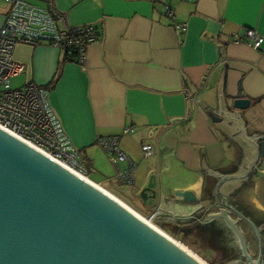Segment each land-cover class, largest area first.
<instances>
[{"label":"crops","instance_id":"0c3cea01","mask_svg":"<svg viewBox=\"0 0 264 264\" xmlns=\"http://www.w3.org/2000/svg\"><path fill=\"white\" fill-rule=\"evenodd\" d=\"M28 1L49 5V0ZM168 2L175 17L165 13ZM54 3L64 14L61 27L93 23L99 30L100 38L87 48L85 67L77 56L49 43L19 46L16 58L27 66L21 74L25 84L34 81L49 87L52 107L89 164V179L146 216L155 211L151 207L145 213L117 192V170L99 145L100 136H120L121 148L138 164L133 190H141L155 174L158 185L164 183L169 191L193 189L200 195L210 180L218 181V175L203 170L202 152L213 170L232 173L237 165L246 167L239 163L243 147L215 125L224 116L213 121L197 100L217 105L225 63L226 103L238 96L250 98L249 108L236 111L246 120L248 134L264 133V46L230 41L248 28L264 36V0ZM8 9L9 4L0 0V29ZM177 22L187 23L181 34ZM126 127L133 131L125 133ZM145 143L153 145L149 157L143 154ZM126 167L122 162L121 168ZM249 177L254 186L245 192L246 198L264 213V159ZM260 233L264 241V228Z\"/></svg>","mask_w":264,"mask_h":264},{"label":"water","instance_id":"95a60500","mask_svg":"<svg viewBox=\"0 0 264 264\" xmlns=\"http://www.w3.org/2000/svg\"><path fill=\"white\" fill-rule=\"evenodd\" d=\"M225 69L224 63L218 79L217 105L197 101L213 121L223 120L224 116L215 125L243 147L239 163L246 167L237 165L232 173L210 168L202 152L203 170L218 175V188L221 186L227 194L260 167L264 159V133L248 134L246 120L241 111H236L249 108L250 98L238 96L231 104L226 103ZM259 138L262 139L257 143ZM139 196L155 210L149 215L151 219L166 215L173 221L191 219L204 203L193 189L172 192L164 183L158 185L155 174ZM224 199L229 201L227 196ZM173 205L194 209L189 214H177L171 209ZM227 206L231 207L229 202ZM130 207L104 187L0 126V264H201L142 218L140 211ZM214 207L219 206L210 208ZM241 215L233 219L230 210L221 207L209 212L205 220H223L236 234L247 264H264L259 231L264 228V221L258 228ZM243 219L252 225L258 237V258L251 253L239 226Z\"/></svg>","mask_w":264,"mask_h":264},{"label":"built area","instance_id":"2783aa9c","mask_svg":"<svg viewBox=\"0 0 264 264\" xmlns=\"http://www.w3.org/2000/svg\"><path fill=\"white\" fill-rule=\"evenodd\" d=\"M5 1L9 4V9L0 29V126L50 154L55 160L88 176L89 167L82 153L74 146L50 103L49 87L28 81L24 86L13 88L11 79L20 76L27 69L26 64L16 58L19 46L34 47L49 43L77 56V61L85 67L87 48L100 38L99 30L93 23L61 27L59 21L64 14L57 8L54 0H49L47 7L28 0ZM165 13L175 17V10L170 2L165 5ZM186 28L187 23H176L177 33L181 34ZM230 41L248 43L257 49L264 46V36L252 28L237 32ZM130 131L133 129L126 127L125 133ZM97 140L116 167L120 183L134 185L138 164L121 148L120 136H100ZM142 150L145 157L154 152L151 143L143 144ZM122 162L127 163L125 169L121 168Z\"/></svg>","mask_w":264,"mask_h":264},{"label":"flooded vegetation","instance_id":"af4514ba","mask_svg":"<svg viewBox=\"0 0 264 264\" xmlns=\"http://www.w3.org/2000/svg\"><path fill=\"white\" fill-rule=\"evenodd\" d=\"M250 178L251 177H248V179L245 180L243 179L241 184L227 194L224 193L225 191L222 190L221 186L218 188V184L221 182L220 180H210L207 187L204 188L200 194L204 201L203 206L201 209L194 212V217L186 220L183 219V221H173L169 215H166L163 217L165 220L163 222L164 227L174 231L179 230L183 235L186 234L189 238L193 237L196 241H207L211 243L212 245H210V247L213 249L214 253L218 254L219 258L221 257V259H224L221 260V262H224L223 264H247V260L243 257L237 244V236L233 230L221 219H216L211 222H206L205 219L209 212L219 211V208L223 207L224 209L230 210L233 219L240 217V214H242L241 218L248 217L259 228V224L264 220H260L264 213L245 197V192L254 186V182ZM224 196L228 197V202L231 207L227 206L228 202L225 201ZM215 205H218L219 207L210 208ZM151 214L152 213H150V215ZM158 218L160 217L154 219ZM239 226L244 232L251 253L255 255V258H258L261 247L252 225L243 219L239 222ZM248 229L250 230L249 236L246 234ZM259 231L261 232L260 229ZM262 245L264 259L263 241ZM221 262L217 264H221Z\"/></svg>","mask_w":264,"mask_h":264},{"label":"rangeland","instance_id":"374dc122","mask_svg":"<svg viewBox=\"0 0 264 264\" xmlns=\"http://www.w3.org/2000/svg\"><path fill=\"white\" fill-rule=\"evenodd\" d=\"M25 82L26 80H25L24 75H20V76H17L11 79V85L13 88H19L20 86H23ZM112 171H115V169L112 168ZM89 176L95 179L98 178L97 176H94L92 172L89 173ZM113 186L117 189V192H119V194L123 195L133 205L137 206L143 212L149 213L151 206L145 205L144 203L141 202L142 200L139 196V193L141 192L142 189L140 190V187L136 186L133 190V188L130 187V185L121 184L117 179L116 172L113 175ZM245 197H246V194H245ZM147 217H149V215ZM153 221L156 224H158L161 228H163L165 231H167L170 235L182 241L192 251L200 254V256L205 258L210 264H217L221 262V260H224V259H221V257L219 258L218 254L214 253L213 249H211L210 247V245H212L211 243L207 241H204V242L196 241L195 238L193 237L189 238L187 237L186 234L183 235V233L181 231L179 232V230L174 231L172 229L165 228L163 224L165 220L161 217L158 219H154ZM249 231H250L249 229L246 231V234L248 236H249ZM222 263L224 262H221V264Z\"/></svg>","mask_w":264,"mask_h":264},{"label":"bare ground","instance_id":"6f19581e","mask_svg":"<svg viewBox=\"0 0 264 264\" xmlns=\"http://www.w3.org/2000/svg\"><path fill=\"white\" fill-rule=\"evenodd\" d=\"M28 143V142H27ZM30 144V143H29ZM32 145V144H30ZM33 146V145H32ZM35 147V146H34ZM38 149V148H37ZM51 157L50 154H47ZM58 161V160H57ZM60 162V161H59ZM62 163V162H61ZM64 164V163H63ZM66 167L70 168L69 166H67L66 164H64ZM76 172H78V174L82 175L84 178L88 179L87 177L84 176V174L77 170H75L74 168H70ZM110 194H113L110 192ZM115 195V194H113ZM115 197H117L120 201H122L123 203H125L123 200H121L118 196L115 195ZM126 204V203H125ZM128 205V204H126ZM128 207H130L128 205ZM130 209L133 210V208L130 207ZM171 209L173 210L174 213L177 214H189L192 212V210L194 209V206H192L191 210H189L186 206H181V205H173L171 206ZM135 211V210H134ZM137 211V210H136ZM142 218H144L148 223H150L153 227L159 229L160 231H162L163 233H165L166 235H168L171 239H173V241H175L180 247L186 249L191 255H193V257H195L201 264H210L205 258H203L202 256H200V254L192 251L187 245H185L182 241L178 240L177 238H175L174 236L170 235L167 231H165L163 228H161L158 224H156L153 219L144 216L141 212L138 213Z\"/></svg>","mask_w":264,"mask_h":264},{"label":"trees","instance_id":"16d2710c","mask_svg":"<svg viewBox=\"0 0 264 264\" xmlns=\"http://www.w3.org/2000/svg\"><path fill=\"white\" fill-rule=\"evenodd\" d=\"M88 165H89V164H88ZM88 165H87V166H88Z\"/></svg>","mask_w":264,"mask_h":264}]
</instances>
